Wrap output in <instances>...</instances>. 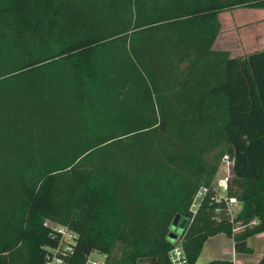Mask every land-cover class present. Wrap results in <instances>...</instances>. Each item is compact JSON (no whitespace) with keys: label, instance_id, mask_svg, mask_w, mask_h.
<instances>
[{"label":"trees","instance_id":"obj_1","mask_svg":"<svg viewBox=\"0 0 264 264\" xmlns=\"http://www.w3.org/2000/svg\"><path fill=\"white\" fill-rule=\"evenodd\" d=\"M238 8L264 0H0V264H45L47 220L79 235L72 264H170L177 217L190 264L218 235L252 252L264 51L214 49ZM226 155L234 218L214 189Z\"/></svg>","mask_w":264,"mask_h":264},{"label":"crops","instance_id":"obj_2","mask_svg":"<svg viewBox=\"0 0 264 264\" xmlns=\"http://www.w3.org/2000/svg\"><path fill=\"white\" fill-rule=\"evenodd\" d=\"M241 10L246 9L238 8L220 14L222 29L214 45L215 50L230 52L232 57H244L255 52L264 51V9H247L249 10L248 13ZM251 17L254 18V21L248 23L247 19ZM222 18H225V22L228 23L227 29L224 28ZM257 244L261 247L259 260L252 262V256L256 253V248L253 246ZM248 245L252 250L251 253L238 254L231 238L218 235L207 241L201 256L206 252L207 255L216 257L214 260H229L233 261L234 264L259 263L264 255V233L249 239Z\"/></svg>","mask_w":264,"mask_h":264},{"label":"built area","instance_id":"obj_3","mask_svg":"<svg viewBox=\"0 0 264 264\" xmlns=\"http://www.w3.org/2000/svg\"><path fill=\"white\" fill-rule=\"evenodd\" d=\"M234 165L235 162L229 155L224 156L219 170V173H221L222 169L224 170V176L222 179L218 180L217 186L214 184V189L218 193L216 201H224L226 203L231 218H234V215L239 209L237 198H228L226 196L229 180L234 175ZM207 193L208 188H202L199 191L190 209L192 214L197 213L202 200ZM45 225L50 229L52 239L57 240V245L55 247L48 248L45 264H72L79 235L70 228L59 225L50 220H47ZM108 259L109 256L107 254L100 251H93L86 257L84 264H106ZM169 259L170 264H190L183 243L179 238L176 239L175 246L169 253Z\"/></svg>","mask_w":264,"mask_h":264},{"label":"rangeland","instance_id":"obj_4","mask_svg":"<svg viewBox=\"0 0 264 264\" xmlns=\"http://www.w3.org/2000/svg\"><path fill=\"white\" fill-rule=\"evenodd\" d=\"M241 11H244L245 13H248V11L249 10H241ZM223 19V22H224V28L225 29H227L228 27V23H226L225 22V18H222ZM254 21V18H250V19H247V22L248 23H250V22H253ZM247 33H248V31H247ZM223 169L221 170V173H219V175H217V177H216V181H215V185L217 186V182H218V180H220V179H222L223 178V176H224V174H223ZM183 219V218H182ZM184 221H185V223H186V227H187V225H188V223H189V219L188 218H184ZM171 233H173V234H171V237H173V235L174 234H176L178 237H181L182 235H183V231H178L177 229H175V228H172L171 229ZM171 237H169V238H171ZM172 242H175V241H172ZM254 248H256V253H255V255L254 256H252V262H257L259 259H258V256H259V252H260V250H261V247L257 244V245H254L253 246ZM214 258H216V257H212V256H210L209 254L207 255L206 254V252L200 257V259H199V261H198V264H207V263H209V262H211L212 260H214ZM257 260V261H256Z\"/></svg>","mask_w":264,"mask_h":264},{"label":"water","instance_id":"obj_5","mask_svg":"<svg viewBox=\"0 0 264 264\" xmlns=\"http://www.w3.org/2000/svg\"><path fill=\"white\" fill-rule=\"evenodd\" d=\"M187 226H188V225H187ZM172 228H175V229H177L178 231H183V233H184L187 227H186V223H185L184 219H182L181 217H177V218L175 219L174 223H173ZM171 234H173V233H171ZM170 237H171V235H170ZM177 237H178V236H177L176 234H174L173 237H171V238H169V239H170L171 241H176Z\"/></svg>","mask_w":264,"mask_h":264}]
</instances>
